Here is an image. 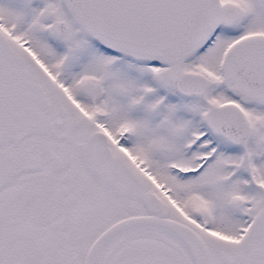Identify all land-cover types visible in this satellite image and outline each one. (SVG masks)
<instances>
[{"label": "snow or ice", "instance_id": "obj_1", "mask_svg": "<svg viewBox=\"0 0 264 264\" xmlns=\"http://www.w3.org/2000/svg\"><path fill=\"white\" fill-rule=\"evenodd\" d=\"M0 264H264V0H0Z\"/></svg>", "mask_w": 264, "mask_h": 264}]
</instances>
